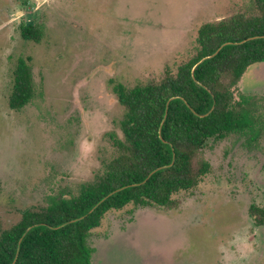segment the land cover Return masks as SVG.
<instances>
[{"label":"rangeland","instance_id":"374dc122","mask_svg":"<svg viewBox=\"0 0 264 264\" xmlns=\"http://www.w3.org/2000/svg\"><path fill=\"white\" fill-rule=\"evenodd\" d=\"M252 0H0V233L62 191L100 174L122 138L124 107L113 90L175 72L197 46V31L252 7ZM41 29L38 42L19 25ZM30 58L33 96L9 107L13 70ZM264 103V61L251 64L235 99ZM264 113V112H263ZM210 164L171 208L128 203L107 211L87 243L91 264H264V131L206 140Z\"/></svg>","mask_w":264,"mask_h":264},{"label":"trees","instance_id":"16d2710c","mask_svg":"<svg viewBox=\"0 0 264 264\" xmlns=\"http://www.w3.org/2000/svg\"><path fill=\"white\" fill-rule=\"evenodd\" d=\"M252 3L245 12L203 22L195 52L175 72L166 68L160 79L113 86L124 107L122 138L110 136L114 154L100 174L77 184V192L62 191L46 205L22 210L20 220L0 233V264H91L87 239L107 211L128 203L171 208L174 194L193 188L209 171L210 164L197 159L207 139L243 131L252 140L263 135L264 103L233 95L247 67L264 61V0ZM19 31L25 40H40L37 24L21 23ZM29 60L19 57L15 64L11 109L33 96ZM249 213L264 224L263 207L252 205Z\"/></svg>","mask_w":264,"mask_h":264},{"label":"water","instance_id":"95a60500","mask_svg":"<svg viewBox=\"0 0 264 264\" xmlns=\"http://www.w3.org/2000/svg\"><path fill=\"white\" fill-rule=\"evenodd\" d=\"M220 48V47H219ZM219 48L214 52V53H216L218 50H219ZM213 53V54H214ZM207 57H209V56H207ZM204 58H202L201 60H199V62H201L202 60H203Z\"/></svg>","mask_w":264,"mask_h":264}]
</instances>
